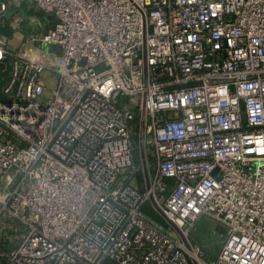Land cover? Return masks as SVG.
<instances>
[{"label":"built area","instance_id":"2783aa9c","mask_svg":"<svg viewBox=\"0 0 264 264\" xmlns=\"http://www.w3.org/2000/svg\"><path fill=\"white\" fill-rule=\"evenodd\" d=\"M33 1L54 25L0 34V214L24 225L5 263L264 264V0ZM42 46L61 51L50 89ZM134 123L143 191L122 180ZM204 215L227 230L214 262Z\"/></svg>","mask_w":264,"mask_h":264},{"label":"rangeland","instance_id":"374dc122","mask_svg":"<svg viewBox=\"0 0 264 264\" xmlns=\"http://www.w3.org/2000/svg\"><path fill=\"white\" fill-rule=\"evenodd\" d=\"M7 17L13 25L9 27L11 29V35L6 36L10 38L13 46L20 45V42L28 33L46 31V29L51 28L55 23L53 13H46L33 0H10ZM44 51L45 49L43 47L37 49L40 58L45 53ZM60 52L58 47L50 46V54L46 55L50 58V68L45 69L42 77L50 86H54L56 83L57 62L61 54ZM135 122H137V119ZM133 127L135 132L134 164L130 170L123 172L122 180L124 183H131L132 186L143 191L146 188L149 178L155 172L156 163L153 149L149 146H143L142 148L140 146V137L138 136L139 124L134 123ZM151 205H153L151 202L144 204L143 210L146 216L159 224L161 228L173 231V228L167 220L153 206L151 207ZM5 225L1 224L0 229L2 228L4 230ZM1 232L2 230H0ZM226 235L227 230L225 226L206 215L199 219L196 224V229L192 231V239L207 249L205 259L211 262L216 261ZM0 240V247L1 244L8 245L10 243V239H4V236ZM107 262L110 264L111 261L107 260L103 264ZM3 264H6L5 261Z\"/></svg>","mask_w":264,"mask_h":264},{"label":"crops","instance_id":"0c3cea01","mask_svg":"<svg viewBox=\"0 0 264 264\" xmlns=\"http://www.w3.org/2000/svg\"><path fill=\"white\" fill-rule=\"evenodd\" d=\"M46 30H48V29H46ZM42 47H43V49H45V51H44L45 53H43L41 58L40 57L39 58L41 61H43L48 66V68H50V58L48 56H46L47 54H50V46H42ZM43 82L46 85V88L50 89L51 87H53V86H50V84L45 82L44 80H43ZM1 224H6V225L4 226V230L2 228L0 229V230H2V232L0 233V238L3 239V236H4V239H10V243L8 245L1 244V247H0V264L1 263L3 264L4 261L6 262V260L1 255L6 253L11 248H13L17 245L20 233L24 229V225L21 224L20 222H18L17 220L13 219V218H10L6 215L0 214V225ZM2 234H4V235H2Z\"/></svg>","mask_w":264,"mask_h":264},{"label":"trees","instance_id":"16d2710c","mask_svg":"<svg viewBox=\"0 0 264 264\" xmlns=\"http://www.w3.org/2000/svg\"><path fill=\"white\" fill-rule=\"evenodd\" d=\"M12 25H13V23H10V25H8L6 27H0V34H4V35L10 36L11 35V31L10 30L11 29H9V27H11ZM7 80H8V72H4V73L0 72V96H1L2 87L6 84ZM151 207H152V205H151ZM143 208H144V206H143ZM106 264H109V263L107 262ZM110 264H113V263L110 262Z\"/></svg>","mask_w":264,"mask_h":264}]
</instances>
